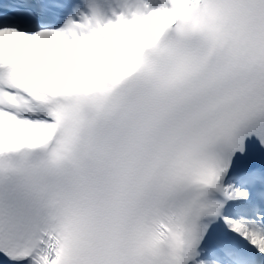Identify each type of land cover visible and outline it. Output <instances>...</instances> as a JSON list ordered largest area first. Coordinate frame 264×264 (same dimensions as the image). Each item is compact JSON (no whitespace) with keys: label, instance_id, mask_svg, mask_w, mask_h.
Segmentation results:
<instances>
[{"label":"snow or ice","instance_id":"obj_1","mask_svg":"<svg viewBox=\"0 0 264 264\" xmlns=\"http://www.w3.org/2000/svg\"><path fill=\"white\" fill-rule=\"evenodd\" d=\"M0 264H264V0H0Z\"/></svg>","mask_w":264,"mask_h":264}]
</instances>
